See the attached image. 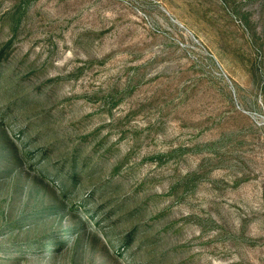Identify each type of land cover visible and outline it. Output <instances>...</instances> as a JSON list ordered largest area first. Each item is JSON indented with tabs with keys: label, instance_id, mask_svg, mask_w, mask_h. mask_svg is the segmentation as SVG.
<instances>
[{
	"label": "rangeland",
	"instance_id": "obj_1",
	"mask_svg": "<svg viewBox=\"0 0 264 264\" xmlns=\"http://www.w3.org/2000/svg\"><path fill=\"white\" fill-rule=\"evenodd\" d=\"M0 264H264V0H0Z\"/></svg>",
	"mask_w": 264,
	"mask_h": 264
}]
</instances>
